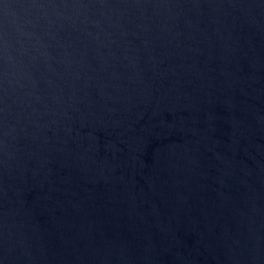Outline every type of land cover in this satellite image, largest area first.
Listing matches in <instances>:
<instances>
[{
	"label": "water",
	"instance_id": "obj_1",
	"mask_svg": "<svg viewBox=\"0 0 264 264\" xmlns=\"http://www.w3.org/2000/svg\"><path fill=\"white\" fill-rule=\"evenodd\" d=\"M0 264H264V0H0Z\"/></svg>",
	"mask_w": 264,
	"mask_h": 264
}]
</instances>
